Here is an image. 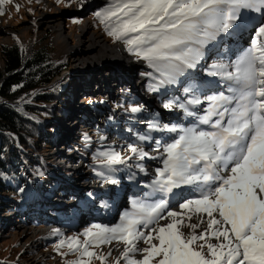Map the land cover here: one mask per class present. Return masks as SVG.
<instances>
[{"label": "bare ground", "instance_id": "1", "mask_svg": "<svg viewBox=\"0 0 264 264\" xmlns=\"http://www.w3.org/2000/svg\"><path fill=\"white\" fill-rule=\"evenodd\" d=\"M202 10L173 31L176 54L151 53L165 73L153 80L150 101L163 109L128 139L129 164H118L116 179L101 186L107 191L90 187L76 211L53 207L62 211L49 227L54 237L89 215L106 222L109 240L130 223L129 243L113 249L134 262L146 238L152 245L182 232L189 250L195 240L218 247L217 264H264V0H207ZM86 47L90 63L122 54L92 37ZM109 138L101 133L100 141ZM120 207L127 216L114 224Z\"/></svg>", "mask_w": 264, "mask_h": 264}, {"label": "rangeland", "instance_id": "2", "mask_svg": "<svg viewBox=\"0 0 264 264\" xmlns=\"http://www.w3.org/2000/svg\"><path fill=\"white\" fill-rule=\"evenodd\" d=\"M87 3L0 0V46L12 42L29 45V49L35 44L45 46L57 64L68 68L57 82L69 81L73 90L68 107L63 111L55 108L63 117L50 122V133H46L52 143L48 149L40 154L17 149L27 158L19 156L15 164L6 153L22 182L15 188L8 178L5 187L13 190L0 191V199L10 202L8 207L0 205V264H217L219 248L202 240L192 243L191 250L197 254L194 261L182 232H171L164 243L158 240L148 245L146 238L138 252L143 258L131 261L126 253L117 254L113 249H123L129 243L128 222L120 236L111 240L104 235L106 222L89 215L72 227H62L61 235L51 234L49 227L62 212L53 207L76 211L81 202L92 197L90 187L100 189L94 191L98 194L107 191L108 186L102 187L121 172L118 164H129L133 140L128 139H138L140 133L147 132L148 124H154L153 116L163 109L155 100L150 101L149 92L165 73L163 64L151 58V53L164 50L176 54L173 31L182 21L201 13L207 0ZM79 36L84 39L77 46ZM90 37L118 46L120 58L90 63L88 58L95 56L86 47ZM128 69L130 76L124 75ZM140 80L144 82L139 86ZM101 133L109 140L101 142ZM61 179L66 182H58ZM126 216V209L120 207L113 223L121 224ZM260 238L264 240V235Z\"/></svg>", "mask_w": 264, "mask_h": 264}, {"label": "trees", "instance_id": "3", "mask_svg": "<svg viewBox=\"0 0 264 264\" xmlns=\"http://www.w3.org/2000/svg\"><path fill=\"white\" fill-rule=\"evenodd\" d=\"M67 70L54 61L45 46L35 44L29 49V45L17 42L0 46V191L13 190L5 187L8 178L15 188L22 182L6 160V153L15 164L19 156L27 158L17 149L40 154L51 145L46 133L50 122L63 117L60 109L68 107L73 91L69 81L57 82ZM7 204L10 202L0 199L1 206Z\"/></svg>", "mask_w": 264, "mask_h": 264}, {"label": "water", "instance_id": "4", "mask_svg": "<svg viewBox=\"0 0 264 264\" xmlns=\"http://www.w3.org/2000/svg\"><path fill=\"white\" fill-rule=\"evenodd\" d=\"M53 84H54V83H53ZM51 85H52V84H51ZM49 86H50V85H49ZM49 86H48V87H49Z\"/></svg>", "mask_w": 264, "mask_h": 264}]
</instances>
